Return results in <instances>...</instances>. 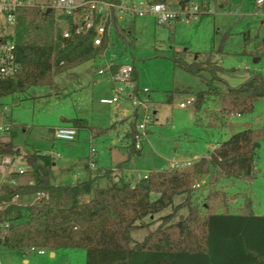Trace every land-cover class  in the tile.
<instances>
[{
    "label": "rangeland",
    "instance_id": "1",
    "mask_svg": "<svg viewBox=\"0 0 264 264\" xmlns=\"http://www.w3.org/2000/svg\"><path fill=\"white\" fill-rule=\"evenodd\" d=\"M196 1L202 4V11L191 22L179 21L170 27L159 24L153 16L134 17L129 22L121 21L126 39L115 32L111 34L114 44L106 50V56L116 58L114 71L119 62H126L133 63L138 72V80L130 82L124 94L133 91L141 102L147 104L149 111H156L143 138L141 153H136L127 162L132 175L128 180L132 184L151 171L172 168L173 164L186 166L183 160L195 163L233 133L264 125V97L256 101L251 113L241 115H227L222 110L219 96L213 94L207 95L200 105L194 102L186 108L180 106L191 95L196 96L195 90L205 91L211 86L225 91L224 78L234 87L253 74L264 76V6H258L255 0ZM220 47L221 53L217 52ZM209 53L219 60V64L213 66V75L207 71L201 75L190 73L174 61L177 55L189 63L203 62ZM104 66L105 59L97 55L56 75L51 84L34 85L24 92L0 97V110L3 112L7 107L2 118L16 124L17 129V133L10 136L17 151V163L12 170L16 171L18 164L26 170L25 174L13 176L16 183L19 176L28 179L34 173H50L54 185H71L77 179L84 180L88 177L86 166L92 148L97 151L93 157L101 168L128 158L127 150L116 146L121 144V138L115 131L109 136L94 138L91 145L85 140L89 133L83 130L79 131L77 141L54 138L53 127L64 124L69 118H86L96 127H108L118 121V129L142 121L144 107L135 106L130 98L121 97L112 104L101 102V99L115 95L111 73H98ZM144 87L150 91L143 93L140 89ZM134 110L135 115H132ZM129 143H132L131 139ZM38 154L51 155L55 165L47 166ZM31 156L36 157L37 162L29 164ZM102 183L103 180L99 181L95 187H103ZM9 184L11 188L15 185ZM220 191L227 195L224 208L208 199ZM34 195L20 199L25 205L8 203L0 206V226H7L10 218L29 213V203L37 200V194ZM247 197L251 198L253 212L264 214V139L253 179L219 176L211 168L196 179L192 203L203 209L207 202H213L212 211L238 212L245 206ZM184 198L185 195L177 197L175 204ZM172 211V207H168L160 213L148 215L144 218L148 225L137 229L133 236L140 239L144 233L156 229L165 222L163 216ZM188 212L187 206L181 207L165 225L177 222ZM0 264H86V253L71 248L56 249L55 255H51L49 249L45 254L24 253L0 245Z\"/></svg>",
    "mask_w": 264,
    "mask_h": 264
},
{
    "label": "trees",
    "instance_id": "2",
    "mask_svg": "<svg viewBox=\"0 0 264 264\" xmlns=\"http://www.w3.org/2000/svg\"><path fill=\"white\" fill-rule=\"evenodd\" d=\"M175 1L185 5L190 0ZM117 32L126 39L125 29L119 25ZM15 39L21 70L14 78L0 81V97L24 92L34 85L51 84L56 75L104 52L111 36L101 46H94L93 34L62 41L55 34L53 11L24 8L19 12ZM217 52L221 53L222 47ZM214 56L209 53L206 61L189 63L176 55L174 61L190 73L201 75L207 71L213 75V66L219 64ZM133 80H137L136 71ZM194 93L198 105L213 94L219 96L227 115L251 113L256 101L264 97V76L253 74L226 91L210 86ZM70 121L78 128H92L85 118ZM135 123L129 133L131 138ZM263 139L264 125L243 129L190 166L154 170L135 184L120 180L96 190L93 178L54 185L50 173H35L34 183L0 195L1 205L12 202L17 195L47 194L31 205L28 214L10 218L7 226H0V245L24 253L31 247L50 251L81 249L86 253V264H264V215L253 212L250 197L238 212L211 210L213 202L227 206L223 204L227 196L224 191L210 195L208 199L214 201L207 202L203 209L192 203L196 179L211 168L219 176L253 179ZM130 147L132 153L142 150L136 149L133 142ZM38 155L47 166L52 165L49 155ZM183 195L184 200L175 204V198ZM183 206L189 208L187 216L166 226ZM168 207L173 211L163 216L165 222L150 230L143 240L134 239L132 232L148 225L145 217Z\"/></svg>",
    "mask_w": 264,
    "mask_h": 264
},
{
    "label": "built area",
    "instance_id": "3",
    "mask_svg": "<svg viewBox=\"0 0 264 264\" xmlns=\"http://www.w3.org/2000/svg\"><path fill=\"white\" fill-rule=\"evenodd\" d=\"M258 6L264 5V0H255ZM202 4L196 0H190L185 5L177 2L173 4L170 0H0V81L14 78L21 70V63L18 57L17 44L15 39L16 26L18 23L19 12L24 8H39L43 11L54 12V30L56 36L60 35L62 41L75 36L93 34L94 46H101L107 36L117 31V25L121 21H129L134 17L153 16L155 20L166 26H172L179 21L191 22L197 19L201 13ZM114 44L110 39L107 49ZM106 49V50H107ZM106 50L100 53V57L105 59V66L98 70L99 74L110 72L115 83V95L111 98H103L101 102L112 104L121 97L133 100L135 106H143L145 113L141 122L136 121L135 132L132 142L136 149L143 148V138L147 135V127L151 124L154 111H149L145 102L138 99V95L133 91H128L130 82H134L133 75L136 67L133 63L119 62L114 71L115 57L107 58ZM143 93H148V87L140 89ZM196 96L191 95L187 101L180 103L181 107L193 104ZM7 110L4 107L3 112ZM0 110V137L10 134L14 128L12 123L6 122ZM241 115V114H239ZM78 129L74 125H60L54 128V138L66 142L74 141L77 137ZM16 164V156L7 152V145L0 142V195H3L9 183L14 184L15 180L11 177L12 167ZM193 163L187 161L184 165L190 166ZM91 167L95 168L94 162H90ZM173 167L179 166L176 164ZM26 170L17 166V173H24ZM148 173L143 177H147ZM204 182V181H203ZM197 184L196 186H199ZM37 200L42 201L47 194L38 192ZM18 197H13L16 200ZM36 251L45 254L46 249L31 247L29 252Z\"/></svg>",
    "mask_w": 264,
    "mask_h": 264
},
{
    "label": "crops",
    "instance_id": "4",
    "mask_svg": "<svg viewBox=\"0 0 264 264\" xmlns=\"http://www.w3.org/2000/svg\"><path fill=\"white\" fill-rule=\"evenodd\" d=\"M264 6V5H262ZM210 10H211V7H210ZM129 22V21H127ZM121 28H124L123 25H119ZM117 35L119 36L118 32L116 31ZM83 64V63H82ZM81 65V64H80ZM136 75H137V80H138V72L136 70ZM136 80V81H137ZM222 84H226L227 88H225L226 90L230 87V84L228 83V81L224 78ZM225 90V91H226ZM222 91V90H221ZM119 101V100H118ZM117 101V102H118ZM17 101H15L16 103ZM103 103V102H102ZM105 104V103H104ZM194 104V103H193ZM188 106V105H187ZM183 108H186V107H183ZM217 109H220V108H217ZM156 112V111H155ZM156 114V113H155ZM132 115H135V110L133 112ZM118 116V115H117ZM156 116V115H155ZM75 118H81V117H75ZM72 118H69V119H65V122L64 124H61V125H73L72 122L70 121ZM86 119V118H85ZM157 119V118H156ZM124 120H127V119H124ZM124 120L122 122H124ZM135 120V119H134ZM89 122V121H88ZM133 123V122H132ZM132 123H128V127H124L123 129H118V121H115L111 126H108V127H96L92 124H90V126L92 127L91 129L90 128H78V133H77V137L74 141H77V138L79 136V131L83 130V131H87L89 133V137H85V140H87L90 145L92 144V141L94 138L96 137H105V136H109L110 133H112L113 131L117 132L121 138V144L120 145H116V146H121V147H124L127 152H128V158L123 160V161H118L116 163H114V165H112L111 167H106V168H101L99 167L98 165H96L97 163V160L94 159V155L97 151H95L94 148L91 149V152L90 154L88 155V158H89V164H87L86 168L88 170V177L84 180H88V179H91L93 178V190H96V189H101V188H106L108 186H110L111 184H113L114 182H119L120 180H123V181H129L128 179L132 176L131 175V169H129L127 166V162L131 159V157L133 155H135L136 153H132L131 151V147H130V143H129V140L131 139L132 141V138L130 137L129 133L131 132V127H132ZM14 125V128L13 130L11 131L10 134H5L3 136L0 137V142L2 143H5L7 145V152L13 154L16 156L17 158V155L15 154V152H17L14 147H13V143H12V139L10 138V136H12V134H16L17 133V129H16V124H13ZM60 126V125H59ZM56 127V126H55ZM53 127V129L55 128ZM129 128H130V131H129ZM11 140V141H10ZM221 142V141H219ZM218 142V143H219ZM217 143V144H218ZM9 149V150H8ZM142 151V150H141ZM141 152H138V154H140ZM210 153V152H209ZM208 153V154H209ZM208 154L204 155V156H207ZM48 155V154H46ZM50 158H51V162L53 165H55V162H53V159H52V156L49 155ZM33 156L29 157V158H32ZM203 157V156H202ZM35 158V157H34ZM201 158V157H200ZM198 158V160L200 159ZM36 159V158H35ZM180 160H176L175 162H178ZM185 161L184 164L187 162V161H191L193 163L192 160H183ZM35 162H37V160H35ZM34 162V163H35ZM90 162H94L95 164V168L91 167L90 165ZM17 163V161H16ZM18 165H21L23 167L22 164H18ZM172 165V164H171ZM168 168V167H167ZM165 169V168H164ZM13 171V170H12ZM133 172V170H132ZM26 171L23 173L25 174ZM17 175H21L20 173H17L15 170L13 171V174H12V178L14 179V177H17ZM14 176V177H13ZM35 178H36V174L34 173V176H31V177H28V179H25V177H20L19 176V180L15 181V185L14 187H10L8 184V186L6 187L5 189V192L3 194H6L8 191H11V190H14L16 189L17 187L19 186H22V185H27V184H32L34 183L35 181ZM15 180V179H14ZM84 180H76V181H84ZM103 180V183H102V186L103 187H95V184H98L99 181ZM29 196H35L34 194H29V195H18V197L16 198V200H12V202H9V204H16V205H25L24 202H21L20 199L22 198H26V197H29ZM177 197H180V196H177ZM176 197V198H177ZM175 198V199H176ZM38 200H32L30 203H29V207H31V205L37 203ZM8 203H4V204H1L0 206L2 205H7ZM8 204V205H9ZM30 212V210H29ZM28 214V213H27ZM256 214V213H255ZM257 215H264V214H257ZM136 232L133 231L132 232V235L133 233ZM148 233H144L142 235V237L140 239H136L134 236V239L136 240H143L144 237L147 235ZM4 246V245H2ZM51 255H55V251H51Z\"/></svg>",
    "mask_w": 264,
    "mask_h": 264
},
{
    "label": "water",
    "instance_id": "5",
    "mask_svg": "<svg viewBox=\"0 0 264 264\" xmlns=\"http://www.w3.org/2000/svg\"><path fill=\"white\" fill-rule=\"evenodd\" d=\"M9 150V149H8ZM35 158L34 157H32V158H28V162H29V164H33L34 162H35Z\"/></svg>",
    "mask_w": 264,
    "mask_h": 264
}]
</instances>
